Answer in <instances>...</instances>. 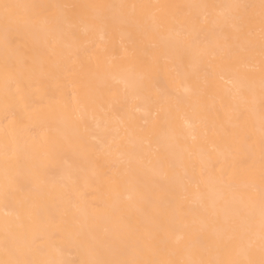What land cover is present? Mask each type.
I'll return each mask as SVG.
<instances>
[{
  "label": "bare ground",
  "instance_id": "6f19581e",
  "mask_svg": "<svg viewBox=\"0 0 264 264\" xmlns=\"http://www.w3.org/2000/svg\"><path fill=\"white\" fill-rule=\"evenodd\" d=\"M5 3L0 260L259 264L260 0Z\"/></svg>",
  "mask_w": 264,
  "mask_h": 264
},
{
  "label": "snow or ice",
  "instance_id": "6c2138e0",
  "mask_svg": "<svg viewBox=\"0 0 264 264\" xmlns=\"http://www.w3.org/2000/svg\"><path fill=\"white\" fill-rule=\"evenodd\" d=\"M27 7H37V6H23L18 4H8L5 3L2 6H0V20L3 21L5 25V32L7 33L8 26L12 23L17 21V10L21 8H27ZM41 8H51L56 6H38ZM226 9L235 10L237 13H243L247 14L249 13V10L255 9L257 6L254 4H229L222 6ZM260 8V30H259V42H260V54L262 58V63H264V0H260L259 4ZM245 17L243 16H236L235 19L237 22H239L241 19ZM246 18L251 21L254 19L251 15H247ZM58 23V22H57ZM248 43L249 46H253V33L251 31L248 32ZM237 91H239V88H237ZM258 199H259V240H260V249H261V260L259 261V264H264V178H262V186L260 188V191L258 193ZM250 204L254 207L255 201H250ZM246 223H247V230L240 233V239L244 240L247 238V243L249 249L252 248L254 244V236L255 233L253 231V216L251 213L246 214ZM19 242L17 239L13 236L7 235L5 236L3 240V246L5 249L6 254H8L11 258L7 260H0V264H38L36 261L32 260H21L16 258L19 254ZM42 264H64L63 261H47L42 262ZM92 264H110V262L105 261H93ZM208 264H215V262H208ZM225 264H256L253 260H246V261H228L225 262Z\"/></svg>",
  "mask_w": 264,
  "mask_h": 264
}]
</instances>
